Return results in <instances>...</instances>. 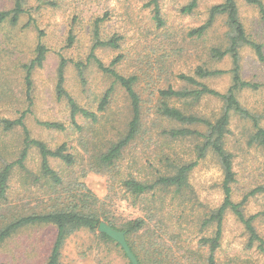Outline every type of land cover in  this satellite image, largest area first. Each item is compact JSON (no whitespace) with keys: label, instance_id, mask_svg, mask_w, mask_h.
<instances>
[{"label":"rangeland","instance_id":"1","mask_svg":"<svg viewBox=\"0 0 264 264\" xmlns=\"http://www.w3.org/2000/svg\"><path fill=\"white\" fill-rule=\"evenodd\" d=\"M152 1L25 0V12L16 25L0 23V168L17 161L24 148L23 128L15 126L7 130L4 123L21 117L31 139L44 143L52 151L64 146L73 157L69 166L49 159L50 167L64 181L56 189L40 173L39 152L30 148L24 169L16 168L11 176L4 206L10 207L13 215L48 212L68 204L69 196L77 195L82 184L99 200L96 212L117 228L130 220L147 219L148 213L155 215L148 225L149 233L131 240L136 245L143 242L152 261L205 264L207 250L198 241L213 236L215 224L202 227V222L223 202L222 172L214 155L209 153L198 162L188 176L189 187L180 196H175L172 190L158 191L134 202L120 181L132 177L151 183L159 176L170 175L176 165L196 160L195 146L200 144L199 140L172 139L164 133L181 126L157 113L159 92L168 88L191 89L178 76H195L197 67L224 72L200 82L220 93L230 88L232 59L217 60L210 54L211 49L226 46V17H217L200 38L189 36L190 31L207 20L210 8L224 0H197L191 14L181 12L191 0H158L161 24L154 18ZM261 2L264 5V0ZM236 3L246 34L264 45V27L257 9L243 0ZM12 7V0H0V12ZM97 19H102L100 40L117 37L119 46L97 48L95 57L109 68L117 59L114 70L124 77L136 78L134 90L140 99V132L109 167L100 162V156L126 133L132 113L120 85L93 61H88L94 42L93 23ZM38 43L46 47L47 54L42 67L32 72L27 90L25 66L34 58ZM62 60L66 61L64 91L81 109L96 114V122L78 115L77 126L71 124L68 102L56 93L57 70ZM75 63L84 65L81 73ZM239 67L243 81L264 85V63L258 61L250 48L240 49ZM109 89H112L109 104L105 111L98 112ZM236 96L241 106L255 117L258 127L264 129V88L246 89ZM169 104L210 121L216 120L222 110V103L209 97L197 103L173 99ZM41 123L61 124L64 130L48 129ZM254 133L252 121L231 114L224 148L232 155L235 173L232 201L238 203L248 195L244 213L257 216L254 227L264 239V192L249 196L251 191L264 187V147L250 143ZM109 182L113 184L110 192ZM153 231L155 237H151ZM55 235L56 229L48 225L21 229L0 247V263L46 264ZM157 238L158 246L154 244ZM155 250L158 252L154 253ZM60 253V264H129L121 249L114 242L103 240L97 231L79 230L71 234ZM215 260L217 264H264V253L248 247V234L231 212L224 216Z\"/></svg>","mask_w":264,"mask_h":264},{"label":"trees","instance_id":"2","mask_svg":"<svg viewBox=\"0 0 264 264\" xmlns=\"http://www.w3.org/2000/svg\"><path fill=\"white\" fill-rule=\"evenodd\" d=\"M12 1L13 7L10 10L0 12V23L8 22L14 26L18 23L20 17L25 12V0ZM243 1L247 5L254 6L257 9L259 20L264 27V5L261 0ZM152 3L154 4V18L158 24H161L158 0H153ZM196 7L197 0H191L188 5L181 9V12L184 14H191L193 10L196 9ZM219 16L226 17V26L228 27V32L226 34V46L223 49L213 48L211 49L210 54L212 58L217 60H221L225 57H230L232 59V67L229 71V74L231 75L230 88L224 93H220L210 88L203 82H200L201 80L222 76L224 72L197 67L194 71L195 76H186L182 74L178 76V79L190 86L191 89L184 88L181 90H174L172 88H168L159 92L160 101L158 104L157 113L162 118L177 123L181 126V128L171 129L166 132L164 131V133L172 139L193 138L199 140L200 144L195 146L196 160L191 163L176 165L170 175L159 176L151 183L138 181L132 177L124 178L120 181L125 193L129 194L134 202L138 199L146 197L147 195H154L158 191L172 190V193L175 196H180L182 195L183 190L189 187L188 176L190 172L197 166L198 162L204 159L209 153L214 155L222 172L221 189L223 193V202L214 213L210 214L208 218L204 219L202 222V227L215 224V232L213 236L203 237L198 241L199 246L207 250L205 264H217L215 260V253L220 247V241L222 237V222L226 212H231L236 220L242 224L245 232L248 234V247H256L260 252L264 253V239L258 235L254 227V221L256 220L257 216H247L244 213L243 207L247 201L248 195L238 203H234L232 201V184L235 182V173L233 170L232 155L224 148V140L229 133L231 114L237 115L242 119L252 121L254 124L255 133L252 135L250 143L264 147V129L258 127L255 117L251 115L248 110L241 106L236 96L238 92L246 89L257 90L259 88H264V85L243 81L240 75L239 67L240 49L243 47L250 48L254 52L258 61L264 63V45L251 40L246 34L245 29L239 19L236 0H224L221 4L212 6L209 10L207 20L200 27L190 31L189 36L200 38L208 29L212 27L216 18ZM100 22H102V19H97L93 23L92 34L94 42L88 57V61H93L100 71L108 74L114 79L116 83L120 85L129 99L132 113L126 133L117 142L112 143L108 150L100 156V162L105 167H109L113 166V164L119 160L122 151L138 136L141 129V112L140 99L134 90L136 78L133 76L124 77L118 74L113 68L118 62L117 59L111 63V68H109L104 67L94 55V50L97 48L106 47L117 49L119 46L117 43V37H113L107 41L100 40ZM68 43L69 46L72 45V36L69 37ZM46 54V47L41 43H38L35 49L34 58L31 59V61L25 66V82L27 85V90L30 89L32 72L42 67L46 58ZM75 67L78 69L79 73H81L84 65L82 63H75ZM65 68L66 61L62 60L57 70L56 93L58 98L65 97L68 102V106L70 108L71 124L77 126L75 123V118L78 115H81L85 119H90L92 122H96V114L81 109L64 91L63 84ZM111 93L112 89H109L104 93L98 107V112L105 111L109 104ZM207 97L216 99L222 103L221 114L214 121H210L192 114H186L169 104V101L173 99L191 100L194 103H197ZM4 123L7 130L12 129L15 126L23 128L24 148L21 151L17 161L6 164L4 167L0 168V247L23 228L45 225L53 226L56 229V235L51 251L47 257L46 264H60V251L65 240L71 234L79 230L95 232L97 231L101 222H106L113 229L124 232L127 244L139 264H159L156 260H151L152 255L148 249L144 248L143 242L139 245H136L135 242L131 241L132 238H136L138 235H146L149 233L150 230L148 229V225L150 222H152L155 215L152 213L150 215V213H148L147 219L137 218L130 220L124 223L121 228H117L113 223L107 222L108 219L104 215L101 216L102 214L96 212L98 209L97 204L99 200L94 197L92 192L82 184L79 185V191H77V195L74 194L69 196L70 201L68 204L60 205V207H55L48 212L33 213L30 215L21 216L15 214L13 215L10 211V207L5 208L4 204L7 191L9 189L8 183L16 168L21 170L24 169V161L26 160L27 152L30 148H36L39 152L41 160L40 173L48 181H51L54 188L56 189L62 187L64 185V181L50 167L49 159L60 160L65 165L69 166L73 164V157L72 155L66 153L64 146L52 151L44 143L31 139L24 127L22 117L18 120L5 121ZM41 125L48 129L60 131L64 130V127L57 123H41ZM188 127H199L203 128V130H192ZM111 182L108 184V192H110L113 188V184ZM81 189L82 193L80 192ZM260 191L264 192V187L251 191L249 196H252ZM70 192L72 191L70 190L69 194ZM154 234L155 231L152 232L151 237H155ZM99 235L105 241L114 242L104 234ZM159 242L160 239L157 238L155 239L154 244L158 246ZM151 244L152 243H150V246ZM156 252L158 251L155 250L154 253ZM128 263L130 264L129 261Z\"/></svg>","mask_w":264,"mask_h":264},{"label":"water","instance_id":"3","mask_svg":"<svg viewBox=\"0 0 264 264\" xmlns=\"http://www.w3.org/2000/svg\"><path fill=\"white\" fill-rule=\"evenodd\" d=\"M97 232L99 234H104L108 238H110L112 241H114L123 251L124 255L130 262V264H139L134 254L131 252L127 241L125 239L124 232L118 231L116 229H113L110 225H108L106 222H101Z\"/></svg>","mask_w":264,"mask_h":264}]
</instances>
